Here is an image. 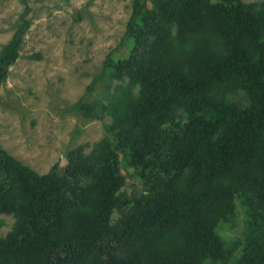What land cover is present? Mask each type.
<instances>
[{
    "label": "trees",
    "instance_id": "16d2710c",
    "mask_svg": "<svg viewBox=\"0 0 264 264\" xmlns=\"http://www.w3.org/2000/svg\"><path fill=\"white\" fill-rule=\"evenodd\" d=\"M30 25L1 50L0 83ZM125 34L104 64L121 84L70 108L112 117L89 154L41 174L0 144V214L16 219L0 264H264V1L133 0ZM239 91L248 105H225Z\"/></svg>",
    "mask_w": 264,
    "mask_h": 264
},
{
    "label": "rangeland",
    "instance_id": "374dc122",
    "mask_svg": "<svg viewBox=\"0 0 264 264\" xmlns=\"http://www.w3.org/2000/svg\"><path fill=\"white\" fill-rule=\"evenodd\" d=\"M132 9L133 0H0V52L12 40L18 23L23 18L31 20L21 55L0 83V144L7 152L44 174L55 163L65 166L69 152L81 147L85 153L92 151L112 117L89 120L70 108L84 97L107 102V92L121 84L108 76L104 64L112 52L118 57L127 53L124 41ZM102 72L105 76L88 91ZM248 103L239 91L225 105L244 107ZM133 171L122 168L128 192L138 183ZM118 217L115 211L114 218ZM245 218L246 209L237 199L235 224L224 226L222 235L240 237ZM15 220L14 215L1 213L0 234L6 235Z\"/></svg>",
    "mask_w": 264,
    "mask_h": 264
}]
</instances>
